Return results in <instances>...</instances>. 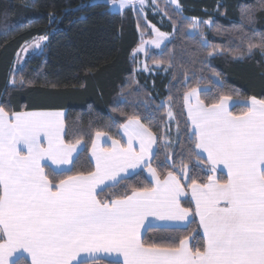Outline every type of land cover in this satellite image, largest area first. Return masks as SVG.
<instances>
[{
  "label": "trees",
  "instance_id": "1",
  "mask_svg": "<svg viewBox=\"0 0 264 264\" xmlns=\"http://www.w3.org/2000/svg\"><path fill=\"white\" fill-rule=\"evenodd\" d=\"M180 5L177 10L161 0L160 22L151 13L143 17L131 9L116 12L95 0H0V107L9 114L65 110V141L83 143L71 171L56 174L45 166L54 183L94 171L89 152L96 132L120 140V127L130 117L138 118L156 137L151 167L161 180L168 172L180 177L183 162L189 177L181 178L185 189L193 179L207 182L211 173L204 158L195 154L184 98L195 88L205 105L224 95L264 99V50L255 47L249 52V44L264 43V0H180ZM195 21L197 30L190 33ZM149 24L170 39L160 49L147 51L146 64L155 73L146 75L138 72L134 52L143 38H151ZM44 36L43 48L30 54L8 83L19 50ZM167 102L173 113L171 126ZM245 107L237 104L231 111L239 114ZM216 177L227 179L219 171ZM152 186L141 170L97 194L106 201L130 195L133 187ZM183 205L193 209L190 200ZM185 236L193 248L203 247L195 218L179 231L148 228L142 239L175 245Z\"/></svg>",
  "mask_w": 264,
  "mask_h": 264
},
{
  "label": "snow or ice",
  "instance_id": "2",
  "mask_svg": "<svg viewBox=\"0 0 264 264\" xmlns=\"http://www.w3.org/2000/svg\"><path fill=\"white\" fill-rule=\"evenodd\" d=\"M133 3L120 0V7ZM157 35L165 34L157 30ZM46 39L40 37L35 47ZM255 47L264 50V43L249 44V52ZM189 97L196 100L187 110L195 154L204 157L211 173L206 183L193 179L188 185L194 210L181 205L187 165L181 162L180 177L168 172L161 180L151 167L156 137L138 118L122 125L126 145L112 140L110 149H98L93 143L95 171L54 183L45 166L56 174L71 171L63 166L74 164L72 154L80 144L65 141L64 113L9 115L0 107V264H21L24 253V264H264V99L251 97L236 114L229 110L230 96L205 105L194 88L185 100ZM103 135L96 132L97 139ZM221 165L227 175L223 181L216 177ZM140 166L152 173L154 186L133 187L130 195L116 199L98 198L105 181L111 182L106 187L119 184L123 173L132 175ZM194 214L202 248H193L188 236L175 245L141 238L149 217L160 222L149 221L152 227L179 231L190 226Z\"/></svg>",
  "mask_w": 264,
  "mask_h": 264
},
{
  "label": "rangeland",
  "instance_id": "3",
  "mask_svg": "<svg viewBox=\"0 0 264 264\" xmlns=\"http://www.w3.org/2000/svg\"><path fill=\"white\" fill-rule=\"evenodd\" d=\"M95 1L107 4L111 10L116 12H123L126 9H131L132 11L142 15L143 17H146L148 13H151L153 15L158 16L160 22L164 20V15L161 12V8H160L161 0H144L143 5L140 4V0H134L133 4L126 5L123 8L120 7V0H116L115 4L112 3V0H95ZM166 1L169 4H171V6L174 7L175 9L181 10L180 0H175V2L174 0H166ZM195 22H197L198 25V21ZM149 27L151 30L150 32H152L151 38L150 39L143 38L141 45L134 52L137 58L138 72H143L146 75L155 73L154 67H148L146 64L145 55L147 54V51L151 49H155V50L160 49L170 39V35L168 33L161 31L159 27H156L155 25L152 24H149ZM157 30H159V33L165 34L163 38L158 37ZM196 30L197 27L192 28L190 33H194L196 32ZM38 39L39 38H35L30 42L24 44L23 47L19 50L17 56L15 57V60L11 65L9 76L7 78L8 83H10L12 80V77L10 75L24 64L25 60L28 58L29 55L35 52H39L43 48L44 40L40 41L39 48L35 47V42ZM153 41H157L159 43V46H157V43H153ZM165 105L167 107V117H168L167 126H169V123H171V121L173 120V113H172V117H169L168 111L169 109L171 110L170 104L167 102L165 103Z\"/></svg>",
  "mask_w": 264,
  "mask_h": 264
},
{
  "label": "crops",
  "instance_id": "4",
  "mask_svg": "<svg viewBox=\"0 0 264 264\" xmlns=\"http://www.w3.org/2000/svg\"><path fill=\"white\" fill-rule=\"evenodd\" d=\"M197 91H198V95H199L200 90L197 89ZM189 92H190V91H189ZM189 92H188V93H189ZM185 96H186V95H185ZM199 99H200V96H199ZM200 100H201V99H200ZM249 100H250V99H248V100H237V99H231V100L229 101V104H228L229 110L231 111L232 107H233L234 105H237V104H244V105H246V101H249ZM189 103H191V104H195V103H196L195 98H194V97H189L187 101H186L185 98H184V105H185V111H186V114H187L188 104H189ZM34 111L63 112V113H64L63 121L65 120L66 111H65V110H61V109H55V110H25V111H20V112H34ZM15 113H18V112H15ZM9 115H11V114H9ZM187 117H188V114H187ZM188 120H189V122H190L189 117H188ZM173 121H174V119L171 121V124L169 123L170 126L173 124ZM167 122H168V117H167ZM125 123H126V122H125ZM125 123H124V124H125ZM140 123H141V122H140ZM124 124H123V125H124ZM141 124H142V123H141ZM190 125H191V122H190ZM64 126H65V124H64ZM191 129H192V131H194L192 125H191ZM119 133H120V140H118V139H114V138H112L111 136H109V135L106 134V133H103L104 135L101 136L99 139H97L96 135H95V137L93 138V142H92L91 149H90V152H89V157H90V160H91V162H92V164H93V166H94V171H95V157L92 155V146H93V143H95V144L97 145V148H98V149H110L111 146H112V145H111V141H112V140H117V141H119V142L121 143V145H126V143H127V135H126V133L124 132V129H123L122 126L120 127ZM138 144H139V141H134L133 146H134V147H137ZM82 148H83V143H82V142H80V144L76 145V151L73 152V154H72V155H73V160L76 158V156L78 155V153L82 150ZM155 149H156V142L152 145V154H153V155H154V153H155ZM153 155H152V157H153ZM205 156H206V154H205ZM203 158H204V157H203ZM42 163H45V162H42ZM49 163H50V162H49ZM46 167H48V166H46ZM63 167L71 168V165H67V166H63ZM48 168H49V167H48ZM222 169H223V171H222ZM141 170H143V171L145 172V175H146L147 179H148V180L152 183V185L154 186V184H155V178L152 176V173H150V172L148 171V168H147L146 166H140V167H138L137 169L134 170V174L137 173V172H139V171H141ZM217 171H219V172H223V173L226 175V169H224V166H223V165H221V166L217 169ZM134 174H132V175H134ZM122 175H124L125 178H128V177L132 176V175H128L127 173H123ZM226 178H227V175H226ZM162 180H163V179H162ZM110 183H111L110 181H105L104 184H102V185H100V186L98 187V189H97V193H98L99 191H101V189L106 188L105 185H110ZM185 193H186L187 195L181 197V205H182V207L188 208V207H186V206L183 205V202L186 201V200H190V203H191V205H192V207H193V210H194V201L191 199V188L188 187V189H185ZM193 218H195V219L197 220L198 225H199V216L194 214L193 216L190 217V220H192ZM149 221H151V224H152V225H155V224L160 223L159 221H156L154 218L149 217V218H148V221H145V227L141 230V238L143 237L145 231H146L148 228H151V227H152V226L149 224ZM157 228H158V227H157ZM159 228H162V227H159ZM200 231H201V235H202V237H203V232H202V229H201V228H200ZM189 244H190V240H189ZM24 257H27V253H24V254H23V257H21V258H24ZM102 261H103V260H101V261L99 262V264H102Z\"/></svg>",
  "mask_w": 264,
  "mask_h": 264
}]
</instances>
